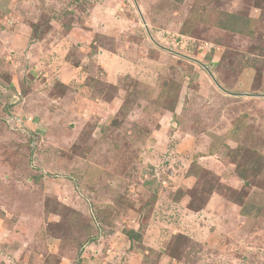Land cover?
Masks as SVG:
<instances>
[{"label": "rangeland", "instance_id": "374dc122", "mask_svg": "<svg viewBox=\"0 0 264 264\" xmlns=\"http://www.w3.org/2000/svg\"><path fill=\"white\" fill-rule=\"evenodd\" d=\"M0 264H264V0L0 4Z\"/></svg>", "mask_w": 264, "mask_h": 264}, {"label": "trees", "instance_id": "16d2710c", "mask_svg": "<svg viewBox=\"0 0 264 264\" xmlns=\"http://www.w3.org/2000/svg\"><path fill=\"white\" fill-rule=\"evenodd\" d=\"M241 19L242 18H240L238 15H234V14H228L227 15V19H226V21L224 22V29H227V30H229V31H232V32H234V33H247V32H249V30L248 29H246L245 28V30L243 31V29L244 28H241L240 27V24L241 23H246V21H247V19H246V21H244V22H241ZM229 22H233V24H229ZM239 24V25H238ZM238 27H240V28H238ZM243 31V32H242ZM130 237L131 238H134L133 237V234H131L130 233Z\"/></svg>", "mask_w": 264, "mask_h": 264}, {"label": "crops", "instance_id": "0c3cea01", "mask_svg": "<svg viewBox=\"0 0 264 264\" xmlns=\"http://www.w3.org/2000/svg\"><path fill=\"white\" fill-rule=\"evenodd\" d=\"M18 0H0V4H7V7L9 8L10 6H13L14 4H17ZM217 86V85H216ZM218 87V86H217ZM227 91V90H226ZM228 94H233L229 91H227Z\"/></svg>", "mask_w": 264, "mask_h": 264}, {"label": "water", "instance_id": "95a60500", "mask_svg": "<svg viewBox=\"0 0 264 264\" xmlns=\"http://www.w3.org/2000/svg\"><path fill=\"white\" fill-rule=\"evenodd\" d=\"M211 76H212V78L214 79V81H215V83L217 84V86H218L221 90H224V89L220 86V84L215 80V78L213 77L212 74H211ZM224 91H226V90H224Z\"/></svg>", "mask_w": 264, "mask_h": 264}, {"label": "clouds", "instance_id": "9594fccd", "mask_svg": "<svg viewBox=\"0 0 264 264\" xmlns=\"http://www.w3.org/2000/svg\"><path fill=\"white\" fill-rule=\"evenodd\" d=\"M204 68H206V69H208L206 66H204ZM211 74L212 73H210V76H211ZM213 75V74H212ZM214 77V76H213ZM211 78H212V76H211ZM215 78V77H214ZM213 79V78H212ZM216 80V79H215ZM213 81H214V79H213ZM217 81V80H216ZM215 82V81H214ZM216 84V83H215ZM217 85V84H216ZM225 90V89H224Z\"/></svg>", "mask_w": 264, "mask_h": 264}]
</instances>
